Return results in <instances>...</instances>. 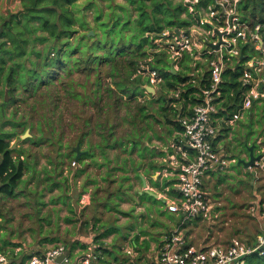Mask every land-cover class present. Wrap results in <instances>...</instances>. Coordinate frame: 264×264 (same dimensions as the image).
<instances>
[{
    "label": "trees",
    "instance_id": "trees-1",
    "mask_svg": "<svg viewBox=\"0 0 264 264\" xmlns=\"http://www.w3.org/2000/svg\"><path fill=\"white\" fill-rule=\"evenodd\" d=\"M18 1V10L9 14V21L0 35V196H14L26 168L24 160L20 158L24 151L11 148V142L16 137L15 129L21 128V135L26 130H35L40 133L41 138L43 127H48L51 123L45 116V110L54 101L53 92L55 108L61 91L68 100L77 102L80 109L91 107L93 113L89 118L73 117L75 120H82L83 130L77 141L82 144L84 137L94 134L95 146L105 158L109 151L117 153L115 158L119 159L121 154L131 157L133 153H137L141 158L147 152L152 154L153 151L149 148L151 140L154 137L160 139L153 126L159 124L156 117L169 119L171 114L172 119L166 121L172 124L175 131H182L177 119L173 120L176 113L172 112L174 110L170 106V93L181 90L180 99L194 102V89L191 84H185L198 76L191 71V61L186 55L180 62V69L175 73L170 71L168 55L164 51L156 53L153 40L164 30H180L196 21L193 8L182 2L173 4V0H126V6H118L122 14L111 11L103 18V10L94 8V25L90 27L85 15H81L78 20L70 10L79 0ZM95 2L96 0H85L84 9L94 6ZM183 14H186V18L181 17ZM76 23L80 29L75 28ZM90 32L92 35H89ZM37 44L43 46L37 48ZM32 56L34 60L31 59ZM148 59L152 60L151 67L162 79L155 96L144 89V86H150L148 78L136 75L140 64ZM26 62L29 66H25ZM207 74L205 71L204 76ZM239 76L240 70L237 67L224 72L221 84L224 102L219 106L221 112L217 116L227 114L231 117L237 111L241 94ZM102 89L106 93L105 103L100 95ZM5 93L8 101H5ZM43 94V105L38 108L40 100L35 98ZM29 100L30 113L20 115L17 119L15 115L19 103H27ZM13 106L16 107L15 111L7 117L5 109ZM39 109L44 112L37 117ZM122 109L124 116L121 118ZM34 115L37 117L35 120ZM118 120L122 122L119 129ZM5 123L11 125L10 131H3ZM86 128L88 130L84 132ZM49 132L54 133V129ZM255 148L254 145L253 151ZM70 152L64 156L68 155L72 161L75 152L71 148ZM86 157L91 155L83 154L78 163H82ZM122 159L121 169L128 171L125 167L127 159ZM59 164H62L61 160L55 167ZM131 166L138 167L133 160ZM153 167L155 171L162 169V166ZM175 183L173 180L165 184L162 190L169 187L166 193L175 195L172 187ZM109 190L107 188L105 192L110 193ZM143 196L154 200L148 195ZM109 202L113 201H103L107 209ZM262 202L259 199L258 204ZM114 205L110 209L116 211ZM113 232H117V229L109 227L105 231L106 234ZM66 247L68 260L75 256L78 261V254H73L76 248L73 245ZM79 249L83 254L88 248L81 246ZM93 249L99 257V264H109L100 258L105 253L103 246ZM1 252L4 254L2 247ZM13 253L11 251L8 255L4 254L8 264H24L32 257ZM246 264H264V254H250L246 258Z\"/></svg>",
    "mask_w": 264,
    "mask_h": 264
},
{
    "label": "built area",
    "instance_id": "built-area-1",
    "mask_svg": "<svg viewBox=\"0 0 264 264\" xmlns=\"http://www.w3.org/2000/svg\"><path fill=\"white\" fill-rule=\"evenodd\" d=\"M183 4L193 8L196 21L180 30H164L153 40L155 52H166L170 61L178 60L182 54L189 55L198 76L197 80L192 78L185 84L196 85L198 94L193 95L189 115L178 119L182 131L173 145L178 167L174 185L176 197L165 202L166 211L180 217L181 225L164 238L152 261L129 264H246L250 254H264V201L250 209L251 216L257 213L262 222L261 234L253 246L232 239L227 245L188 247L181 226L190 220L213 216L203 180L210 174L224 173L235 163L216 149L214 140L225 126H233L245 112L264 101V0H183ZM151 64V59L140 64L136 75L147 77L152 87L159 85L162 79ZM236 67L240 70V107L230 118L216 117L224 101L222 76L226 70ZM171 96L170 99H180L181 90ZM258 164L257 160L253 165L258 167ZM72 166H76V162H72ZM93 250L88 248L78 264H99ZM66 252L65 246L59 244L40 256H32L24 264H55V259ZM63 263H68L67 257ZM0 264H8L1 253Z\"/></svg>",
    "mask_w": 264,
    "mask_h": 264
},
{
    "label": "crops",
    "instance_id": "crops-1",
    "mask_svg": "<svg viewBox=\"0 0 264 264\" xmlns=\"http://www.w3.org/2000/svg\"><path fill=\"white\" fill-rule=\"evenodd\" d=\"M185 55L188 56L191 61L193 72L196 70L193 67L191 57L187 54H182L176 61H170L168 59L170 71L175 73L180 69V62ZM194 79L197 80L195 77ZM191 86V88L194 89L192 95L198 94L197 86L193 84H191ZM172 93H170V97H172ZM171 100L172 106H170L174 110L172 112L176 113L173 120L176 121L177 119L178 121L179 117L189 115L190 106L193 105L194 102L189 103L190 101L185 99ZM240 104L239 100L238 107H240ZM260 105H255L253 109L250 110V114L255 115V107ZM218 112H221V110H218ZM263 114L262 118L264 123ZM215 116L221 118L228 117L227 114L220 116L216 114ZM243 116L236 127L238 131L241 132L243 128L246 127V133L243 132L247 136L250 134V129L249 125L243 121ZM234 126L235 124L231 127L225 126L220 135L214 140V146L224 155H226V152L231 148L229 142L232 141L234 137L232 134ZM258 127L259 125L255 124L253 128L256 130ZM171 130L172 132H170ZM169 132L172 134L165 139L166 142H163V144H161L162 142H157L158 145L152 148L149 147L150 150L153 151L152 154L147 152L144 154V157L141 158L137 153H133L135 154L136 160L133 157L134 155L125 157L127 159L125 167L128 171H123L121 169L124 155L118 160L119 158H115L116 153L109 151L105 158L101 155L95 143L90 144L87 150L81 151V156L89 153L91 157L84 158L82 163L76 162L77 165L74 167L70 165L67 175L65 173L67 160L64 161V165L59 164L55 167V179L52 177L47 179L43 174H40L42 171L39 170L40 166L35 169V177L31 176L25 168L24 175L20 181L23 183V185H21V191L19 190V184L13 197L0 196V247H2L4 254L8 255L13 251L14 255L21 253L26 256H39L47 249L60 244L64 246L68 245V247L73 245L76 248L73 254H78V257H80L83 252L79 249L81 246H86L87 248L103 246L105 253H102L100 258L110 263L117 262L120 264H129L131 262L139 263L142 261H152L165 238L164 236H160V239L155 238V235L161 234L162 230H149L146 224H143L140 229L133 227L130 228L129 232L127 231L128 229L124 231L126 236H118L116 232L106 234L105 231L108 228L104 227L101 216L109 209L103 205L102 198H104L107 188H112L114 186L118 187L117 182L111 178H115L119 174V171H121V175H124L121 179H127L128 181L125 185L129 186L124 188L123 191L125 192L121 191L120 195H124L127 198V192H130V188L133 187V190L136 192V195L139 196L140 200L143 198L146 200L143 195L147 194L144 193L141 183V177H143L146 180V189L156 193V195L157 193L161 194L157 195L160 199L157 201H160L161 204L165 206L159 213L156 212V209L152 212L148 211L150 212H147L148 218L158 219L157 215H162L160 221L163 227L165 226L168 228L170 232L176 230L178 226L181 225V218L166 212L165 205L166 201L176 197L175 184L172 185L173 191L175 192L173 196L166 193L169 187H165V191L162 190L165 184L173 180L176 182L175 175L178 172V167L175 164L177 155L174 152L173 145L180 139V132L175 131L172 126ZM170 137L172 139L169 142L168 139ZM176 137L177 140L174 142L173 140L176 139ZM261 140L262 138L258 140L257 144H260ZM252 145L245 142L247 148L252 147ZM89 149L92 150L89 151ZM20 158L24 160V155ZM131 160L134 161L135 165H138L137 168H132ZM72 162H75V160L73 159ZM153 166H162V169L160 171H155V167ZM130 169L135 172V176H131ZM115 170L117 173H112ZM115 174L117 175L115 176ZM135 180L139 182V188L134 187ZM51 181L53 182V187L49 190ZM32 194L36 196L35 199ZM149 202L150 200L148 201V205ZM95 203H97L98 206L100 205L98 210L92 209ZM127 206H129V204H127ZM101 207H105V210L103 209L104 212H102ZM134 211L131 216L135 214L140 217L144 212V208L139 205V208H136V211ZM138 212H140V214H138ZM164 213H168L169 217L164 218ZM113 214L115 213L113 212ZM129 218L130 217L124 218L122 222ZM198 221L201 222L203 220H190L181 226L182 232L185 231L184 238L186 246L200 249L215 245L216 243L208 242L211 238L207 236L200 240L196 246L191 242L192 238L190 231L193 226L198 224ZM140 222L139 218L138 223ZM260 224L262 228V222ZM137 236L139 237L136 240ZM118 240H121V242ZM229 242L220 243L218 245H227Z\"/></svg>",
    "mask_w": 264,
    "mask_h": 264
},
{
    "label": "rangeland",
    "instance_id": "rangeland-1",
    "mask_svg": "<svg viewBox=\"0 0 264 264\" xmlns=\"http://www.w3.org/2000/svg\"><path fill=\"white\" fill-rule=\"evenodd\" d=\"M178 2H182L183 0H173V4H177ZM18 0H0V24H2L3 20L6 19L10 13H15L18 10ZM119 5H127L126 0H96L94 6L90 7L89 9H84L85 7V0L77 1L76 5L70 9L71 12L74 14L75 18L80 20L81 15H85L86 21L88 22L89 26L92 27L93 23V16H94V8H101L103 10V18L107 13L115 12L117 14H122L118 9ZM131 8V7H130ZM81 10V11H80ZM182 18H186V14L181 16ZM75 28H79V24L76 23ZM39 34V33H38ZM42 44H37V48H41ZM34 60V56L31 57ZM25 66H29L26 62ZM193 72V70L191 69ZM159 85L152 86V88L156 91L160 89ZM90 87V86H89ZM88 87V88H89ZM87 88V89H88ZM78 92H81L80 88L76 89ZM89 91V90H88ZM45 94V93H44ZM44 94L40 95L38 98L40 103L37 105L38 108L42 107V100L44 99ZM60 94V93H59ZM100 95L104 98V103L106 102V93L104 89L101 90ZM53 102L49 105V108L45 110V116L49 118L50 125L48 127H43V135L40 138V133L33 130H29L30 138L27 140L22 141L20 139L21 135V128L15 129L16 137L13 138L11 142L12 149H22L24 151V162L26 170L30 173L31 176L35 177V169L40 166L39 170H42L40 174H43L45 178L52 177L55 179V165L60 160L63 162L67 160L66 175L68 174V169L70 165L72 166V161L68 155L70 154V148H73L79 143L77 141L78 136L82 132V120H75L74 116H79L83 119L89 118L93 113L91 107L84 108L83 110L80 109V106L77 102L73 100H68L67 97H64L63 91L59 95V99L56 103L57 107L55 108V93L53 92ZM9 100V98H8ZM7 100V101H8ZM24 100V99H23ZM22 100V101H23ZM57 100V97H56ZM147 100V99H144ZM29 100L27 103L20 104L17 107V112L15 117L18 119L20 115H25V113H30L29 111ZM1 103V97H0ZM102 103V104H104ZM16 107H8L5 109V115L9 117L11 113L15 111ZM106 110V108H104ZM252 110V109H251ZM255 115L250 114V111L244 113L243 121L249 125L250 134L247 136L245 135V128L243 131H238L236 125L240 122L237 120L235 126L232 129L233 138L232 141L229 142V146L231 147L228 152H226V156L228 160H235L234 164H230L228 169L219 175L213 174L209 177L205 178L203 181V190L207 195L211 205H212V217L209 219H203V221L199 222L196 226H193L190 234H191V242L198 244V242L204 239L206 236L211 238L208 240L209 243H227L232 239H238L240 241L246 242L250 246L254 245L256 242V238L261 234V219L258 217L257 213L255 216H251L250 209L254 206H257L259 203V199L264 201V123L262 114L264 112V102L260 106L255 107ZM44 110H38L37 117L40 116ZM111 116L112 114L109 113ZM124 116V109L120 110V117ZM34 120L37 118L34 115ZM156 117V116H155ZM159 121V124H153L154 130L157 136H160V139H156L154 137L151 140V144L149 145L150 148L153 146L158 145L157 142H166L165 139L169 137L171 129V125L168 121L172 119L171 114L169 115V119L159 118L156 117ZM26 119V117H25ZM242 121V123H243ZM119 127H121L122 122L118 120ZM257 124L259 127L254 130V125ZM243 126V125H242ZM244 127V126H243ZM54 129V133H50L49 130ZM175 129V128H174ZM11 125L9 123H5L3 125V131H10ZM87 128L84 132H87ZM120 135V134H118ZM19 138V139H18ZM262 138L261 143L257 144L258 140ZM172 138L170 137L168 140L170 142ZM167 140V141H168ZM177 140L174 139L175 142ZM172 141V142H173ZM25 142V143H23ZM96 142L95 135L86 136L83 139V143H79L80 151L87 150L90 144H94ZM245 142L249 144H255L256 148L253 151L254 156L259 161V166L255 167L252 165V169H244L242 166L237 165L239 160L248 161V153L246 152ZM252 145V147H253ZM92 149H89V151ZM248 151V148H247ZM113 153V152H112ZM59 154V155H57ZM117 154V153H116ZM124 154H121L122 156ZM134 159L135 158V154ZM131 155V156H132ZM130 157V155L126 154L124 157ZM120 160V159H118ZM128 165V164H127ZM73 167V166H72ZM45 168V169H44ZM50 168V169H48ZM119 170V169H118ZM131 176H135V172L131 169L129 170ZM116 172L113 171L112 173ZM117 173V172H116ZM122 172L119 171V174H115V178H111L117 182L118 187L114 186L112 188L109 187L110 193H106L104 195L103 201L112 200V203H108V211L105 213V207L102 208L103 215L102 221L104 223V227L109 228L113 227L117 229L118 236L125 235L124 231L129 232L130 228L140 227L143 224H146L149 230H157L161 229V234H156L155 238L160 239V236L167 237L171 234L168 228L165 226L163 227L160 217L162 215H157V218H148L147 212L148 211H155L159 213L160 210L165 208L163 204L157 202L155 200H151L148 205V199H141L139 196L136 195V192L133 190V187L130 188V192H127L128 197L126 198L124 195L121 194V190L123 191L129 185H125L128 180L121 179L124 175H121ZM120 176V177H119ZM157 176V175H156ZM158 178V177H157ZM120 179V180H119ZM119 181V182H118ZM20 187L19 190L21 191V185L23 183H19ZM53 187V182H50L51 190ZM134 187L139 188V182L135 180ZM118 188V189H117ZM156 191V190H155ZM113 192V193H112ZM156 194V193H155ZM33 195V194H32ZM126 195V196H127ZM157 195H161L158 194ZM161 197V196H160ZM35 199L36 196L33 195ZM131 199V201H130ZM102 201V203H103ZM143 204H142V203ZM129 206H127V204ZM116 204V205H114ZM116 208V211L110 209V206ZM139 205L144 208V212L139 217L138 215H133V211H136V208H139ZM100 205L98 206L97 203L93 206L92 209H99ZM255 208V207H254ZM104 209V210H103ZM146 210V211H145ZM134 211V212H135ZM113 212L115 214H113ZM167 212V211H166ZM150 213V212H148ZM127 214V215H124ZM140 214V212H138ZM155 216V215H154ZM164 218H168L169 214L164 213ZM130 217L128 220L123 221L124 218ZM140 218V223H138V219ZM188 222V221H187ZM140 225V226H139ZM149 226V227H148ZM183 231V235H184ZM187 232V230H186ZM155 234V233H154ZM164 234V235H163ZM126 236V235H125ZM154 236V235H153ZM185 236V235H184ZM121 242V240H118ZM117 241V242H118ZM207 242V241H206ZM66 247V246H65ZM67 248V247H66ZM120 248V247H119ZM77 259L75 256H71L70 261L68 260L69 264H78ZM116 261V260H115ZM109 262V261H108ZM110 263V262H109Z\"/></svg>",
    "mask_w": 264,
    "mask_h": 264
},
{
    "label": "water",
    "instance_id": "water-1",
    "mask_svg": "<svg viewBox=\"0 0 264 264\" xmlns=\"http://www.w3.org/2000/svg\"><path fill=\"white\" fill-rule=\"evenodd\" d=\"M8 21H9V19L5 20L4 23L0 25V34L3 32V26ZM89 35H92V32H90ZM144 89L147 91L148 94H151L152 96L155 95V90L151 86L146 85V86H144ZM4 98H5V101L8 100V97H7L6 93H5ZM30 137L31 136L29 134V130H26L24 132V134L20 137V139L22 141H24V140H27ZM73 151L75 152L74 160H75V162H78L80 157H81V154H82V152L80 151V148H79V143L73 148ZM248 153H249L248 161L239 160L237 162V165L242 166L244 169H248L249 167H251L254 164L255 161H257V158L253 154V147H249L248 148ZM141 183H142V187L144 189V193L145 194H147L148 196L154 198L155 200H160L159 197L155 193L150 192V191H148L146 189V180L143 177H141ZM162 202H164V201H162ZM66 257H67V252L62 254L61 256H59L57 259H55L54 263L55 264H62Z\"/></svg>",
    "mask_w": 264,
    "mask_h": 264
},
{
    "label": "flooded vegetation",
    "instance_id": "flooded-vegetation-1",
    "mask_svg": "<svg viewBox=\"0 0 264 264\" xmlns=\"http://www.w3.org/2000/svg\"><path fill=\"white\" fill-rule=\"evenodd\" d=\"M7 19H9V17H7L6 19H4V20H3V22H2V24H3V23H4V21H5V20H7ZM0 25H1V24H0ZM3 27H4V26H3ZM1 34H2V33H1ZM1 34H0V35H1Z\"/></svg>",
    "mask_w": 264,
    "mask_h": 264
}]
</instances>
